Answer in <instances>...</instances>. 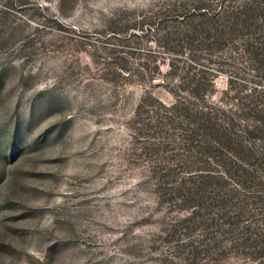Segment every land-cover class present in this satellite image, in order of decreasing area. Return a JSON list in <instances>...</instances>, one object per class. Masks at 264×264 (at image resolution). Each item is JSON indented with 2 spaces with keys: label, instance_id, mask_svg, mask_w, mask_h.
I'll use <instances>...</instances> for the list:
<instances>
[{
  "label": "rangeland",
  "instance_id": "374dc122",
  "mask_svg": "<svg viewBox=\"0 0 264 264\" xmlns=\"http://www.w3.org/2000/svg\"><path fill=\"white\" fill-rule=\"evenodd\" d=\"M244 1L0 0V264H264V158L218 180L221 141L192 136L210 67L235 131L264 114L254 33L222 11Z\"/></svg>",
  "mask_w": 264,
  "mask_h": 264
},
{
  "label": "trees",
  "instance_id": "16d2710c",
  "mask_svg": "<svg viewBox=\"0 0 264 264\" xmlns=\"http://www.w3.org/2000/svg\"><path fill=\"white\" fill-rule=\"evenodd\" d=\"M201 11H203L201 14H204L206 13L204 11L207 10L204 9ZM222 11H224V13L230 14V16L233 18V20L231 21L232 23L227 26L228 29L240 30V25L244 30L248 31V34H250V32H252L251 34L254 33V35H250L252 37H249L245 40L243 49L248 52V55H250V60L253 63L259 65V67H262V71H264V0H245L244 3L240 4V6H233L231 9H229L227 5H225ZM238 14H243L244 16L240 17L238 16ZM218 17L219 16H217L216 12H210L206 18H208L210 21L215 22ZM229 19L231 18H228V20ZM213 25L215 24L212 23L210 25H205V27L203 26L200 29L205 38L213 39V42L208 41V44H225L226 38L224 37V33H226V29ZM208 69L210 74V77L208 79L209 83L204 84L198 82V80L192 81L194 91L203 93L202 98L204 100L202 104L192 106V136L202 130L212 132L215 136H217L222 142H218V144L223 147L225 153L228 156L226 162L228 175L225 174V176H222L221 174H218V180L223 178L224 180L225 178H227L226 180H233L231 173L242 175L239 174V172H243L242 179L239 182H245V177L251 175V172L253 171V169H249L248 166L252 167L251 165L254 164V162H252L248 158L255 157L256 153L258 154V157L260 159L264 158V150L258 151L255 147V144H253L252 139V136L257 137V133L259 131L262 132V129H264V127H262L264 122V114H260L262 123H259L260 119H256V123L254 124H241V127H239V133L238 131H235L236 123L231 116L232 111L228 107L217 105L215 102L205 98L204 94L206 93L207 85L211 84L213 80V74L219 71L215 67H210ZM178 83L179 82L174 81V84H176V86L179 85ZM170 90L173 92L172 89ZM166 107V109H170L174 106ZM178 107H181L183 109L188 108L184 104H180V106ZM240 185L238 182L232 184L229 187L231 193L235 194L236 192H238V187ZM258 233L259 234L255 233L256 237L253 239H256L257 242L259 241L260 251L263 252L264 222ZM246 239L250 238L247 237Z\"/></svg>",
  "mask_w": 264,
  "mask_h": 264
}]
</instances>
